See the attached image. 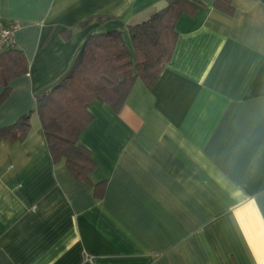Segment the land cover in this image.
Segmentation results:
<instances>
[{"label":"crops","instance_id":"crops-1","mask_svg":"<svg viewBox=\"0 0 264 264\" xmlns=\"http://www.w3.org/2000/svg\"><path fill=\"white\" fill-rule=\"evenodd\" d=\"M232 3L231 14L212 0L182 13L170 60L151 85L137 78L119 110L89 102L78 141L95 161L91 179L106 182L96 197L53 161L36 97L67 74L87 35L146 19L165 0H0L28 62L7 83L0 126L32 111L23 140L0 141V264L264 261L254 240L264 217V0Z\"/></svg>","mask_w":264,"mask_h":264},{"label":"trees","instance_id":"trees-1","mask_svg":"<svg viewBox=\"0 0 264 264\" xmlns=\"http://www.w3.org/2000/svg\"><path fill=\"white\" fill-rule=\"evenodd\" d=\"M204 4L205 0H165V4L146 19L90 33L67 74L37 95L34 110L53 161L63 159L76 178L93 186L96 197L102 196L106 182L91 179L95 161L90 150L78 141L92 119L89 102L97 98L117 111L137 78L151 85L172 56L178 34L176 20L182 13L192 14ZM212 4L228 14L234 11L232 0H212ZM124 30L130 35L131 46L123 38ZM27 69L22 49L14 46L0 52V84L5 85L0 101L7 94L8 81ZM31 112L0 126V141L23 140L30 129Z\"/></svg>","mask_w":264,"mask_h":264},{"label":"built area","instance_id":"built-area-1","mask_svg":"<svg viewBox=\"0 0 264 264\" xmlns=\"http://www.w3.org/2000/svg\"><path fill=\"white\" fill-rule=\"evenodd\" d=\"M18 27L19 23L16 21L5 23L0 20V51L16 46V30ZM86 258H90V256H86Z\"/></svg>","mask_w":264,"mask_h":264},{"label":"clouds","instance_id":"clouds-1","mask_svg":"<svg viewBox=\"0 0 264 264\" xmlns=\"http://www.w3.org/2000/svg\"><path fill=\"white\" fill-rule=\"evenodd\" d=\"M257 228L254 233V240L256 244L264 251V217L257 220ZM257 264H264V261H258Z\"/></svg>","mask_w":264,"mask_h":264}]
</instances>
